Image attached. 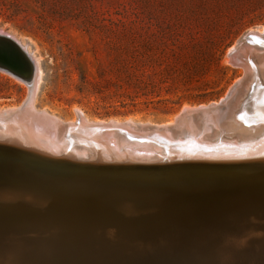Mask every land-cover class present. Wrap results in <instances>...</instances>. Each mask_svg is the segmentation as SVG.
Instances as JSON below:
<instances>
[{
	"label": "water",
	"instance_id": "obj_1",
	"mask_svg": "<svg viewBox=\"0 0 264 264\" xmlns=\"http://www.w3.org/2000/svg\"><path fill=\"white\" fill-rule=\"evenodd\" d=\"M0 43L25 63L18 69L0 60V68L31 76L36 63L30 65L20 42L0 30ZM229 57L242 67L234 52ZM33 93L17 108L0 111L1 264H220L226 239L249 237L250 245L264 240V134L240 149L203 146L181 157L127 155L109 163L51 155L38 143L47 126L51 137L63 130L90 144L120 141L165 150L172 135L189 130L188 122L204 126L228 111L230 95L181 109L170 124L142 126L85 125L79 118L76 125L61 123L31 108Z\"/></svg>",
	"mask_w": 264,
	"mask_h": 264
},
{
	"label": "rangeland",
	"instance_id": "obj_2",
	"mask_svg": "<svg viewBox=\"0 0 264 264\" xmlns=\"http://www.w3.org/2000/svg\"><path fill=\"white\" fill-rule=\"evenodd\" d=\"M263 29L264 0H0V30L41 68L37 110L64 123L82 112L90 122L165 124L186 106L215 103L244 78L230 51ZM254 87L249 102L264 90ZM0 92L4 110L20 106L29 87L0 68ZM261 241L235 264H264Z\"/></svg>",
	"mask_w": 264,
	"mask_h": 264
},
{
	"label": "bare ground",
	"instance_id": "obj_3",
	"mask_svg": "<svg viewBox=\"0 0 264 264\" xmlns=\"http://www.w3.org/2000/svg\"><path fill=\"white\" fill-rule=\"evenodd\" d=\"M263 31L261 32L254 31L250 33L247 37V41L244 44H242L241 46H235L230 51L231 54L234 52V55L236 56L235 60L239 62L238 64L242 65L244 69V78L247 79V81L244 82L243 84H241L242 79L239 82H236L235 85L231 87L229 92L226 94L232 97L233 106L231 105L228 111H226L222 115L215 116L216 118L214 120L206 122L204 126L200 125V123H197V122L193 125H191L192 122L191 123L188 122L187 128L189 130L185 133H181L180 136L172 135L173 139L171 140L173 141L168 144L165 150L157 149L153 146H144L143 144H140V145H132V144H127V143L124 144V143H121L120 141L113 142L114 147L108 142L90 144L86 142V140H88L87 138H84V137H81V135H75V134L69 137L68 133L66 134L63 130L57 133L58 134L57 137H51L50 131H47V126H45L43 130L40 129L41 131H44L43 133H38L40 134L38 136L41 138V140L39 139L40 141L38 142L39 145H43L45 148H47L48 151H53L54 153H52L51 155L53 154L56 155L57 153V156L61 155L62 158H67V159L74 160V161L82 160L87 163H90V162L109 163L111 161L117 162L119 158H123L127 155L132 156V157H136V156L141 157V155L145 154L146 157L154 158V156H156V153H162L161 155L165 153L173 157H179L185 154L192 155V154L198 153L200 149L199 147H203V146L211 147L218 143H219V146H222L223 144H225V146L234 144L236 145V147L240 149L241 147H246V146L252 145V143H256L260 141V139L262 138V135L264 134V127L261 125L264 122V90L263 91L258 90L254 99L251 102H249V100L247 101L246 99L248 98L249 91H251V89L254 90L256 88L254 87V85L257 87L259 86V88L261 89L264 88V70L260 67V65H264V55L255 54L256 51H264V32ZM2 33L4 32L2 31ZM17 53H15V50L10 45L0 43V60L11 64L15 68L21 69L22 67L25 66L24 65L25 63L22 58L18 57L19 53L18 54ZM252 59H254V62L249 63V61ZM35 63H36L35 60L32 58L30 65L32 66ZM38 67L39 65L36 64L35 65L36 69L33 70V73L31 76H26V77L16 76V77L17 79L21 80L23 83H26L28 85L29 91L30 90L32 91L34 88L31 108L34 111L40 113L37 110L35 106V101H34L35 95L38 89V83L41 81V74H40L41 68L39 69ZM243 102H245L244 104L248 102L251 104H249V106H246L243 104ZM217 103L218 101L212 104H217ZM206 106L207 105H201L200 107L203 108ZM14 108H17V107H14ZM190 108L191 107L186 106L183 109L187 110ZM240 109L245 110L242 116L248 117V119L245 118L246 120H244L243 122L247 124L248 126H246L245 124H243L241 121L238 120L237 113ZM41 113L50 116V114H48L47 112H41ZM31 118L32 117H30L26 122L28 126L31 124ZM53 118L57 119L56 117H53ZM78 118H79V121L83 120L85 125H87L88 123L100 122V121L90 122L82 112H78ZM58 121L63 123L62 120L61 121L58 120ZM173 121L174 119H172L170 123H172ZM111 122H116L118 124H135V125L141 124L142 126L151 124V123L133 122L132 120H127L125 122L120 121V120H111ZM76 123H77V120L73 121V123L71 124L76 125ZM247 127L250 129H248ZM36 132H38V130ZM210 132H212L213 134H211ZM47 133H49V135ZM201 133L203 136H201L200 138L199 135ZM222 133L223 134L225 133V135H222ZM232 133L234 134V136H232L231 138L229 137L227 138V135L228 134L230 135ZM2 136H6V134ZM7 137L8 139H10L9 136ZM234 137H237V139H235ZM190 138H195L197 140L185 141ZM193 143L195 144L193 145ZM239 149H237L236 152L238 153L241 152ZM205 151H207V149ZM226 151L229 152V150H226ZM227 152H222V153H227ZM162 158H163L162 156L157 157V159H162ZM65 170L68 172H71V170L67 168ZM78 171L89 173L87 172V170H83V169H80ZM89 174H93V173H89ZM99 175H102V174H99ZM228 239H226L225 242L229 245H232L231 248L233 250V254L228 253L229 255L227 254L228 255L227 256L224 254L222 250L220 252V258H221V260H219L221 262L220 264H223V263L233 264L235 263V261L237 262V260L238 261L242 260L246 254L245 250H247L248 249L247 247L250 246L249 237H245L244 240L241 238L242 241H239V242H238L239 238H235L236 240L234 241L233 240L228 241ZM253 243H256V242L254 241ZM257 251L256 253L258 254Z\"/></svg>",
	"mask_w": 264,
	"mask_h": 264
},
{
	"label": "trees",
	"instance_id": "obj_4",
	"mask_svg": "<svg viewBox=\"0 0 264 264\" xmlns=\"http://www.w3.org/2000/svg\"><path fill=\"white\" fill-rule=\"evenodd\" d=\"M1 93V92H0ZM107 116H110L111 114L110 113H106Z\"/></svg>",
	"mask_w": 264,
	"mask_h": 264
}]
</instances>
